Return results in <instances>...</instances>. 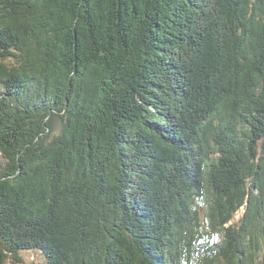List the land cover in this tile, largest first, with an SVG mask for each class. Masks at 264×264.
<instances>
[{"label": "trees", "instance_id": "obj_1", "mask_svg": "<svg viewBox=\"0 0 264 264\" xmlns=\"http://www.w3.org/2000/svg\"><path fill=\"white\" fill-rule=\"evenodd\" d=\"M0 154V264H264V0H0Z\"/></svg>", "mask_w": 264, "mask_h": 264}, {"label": "rangeland", "instance_id": "obj_2", "mask_svg": "<svg viewBox=\"0 0 264 264\" xmlns=\"http://www.w3.org/2000/svg\"><path fill=\"white\" fill-rule=\"evenodd\" d=\"M2 164H3V158L0 154V166ZM241 214H242V212H240L237 215V217L235 218V221H237L240 218ZM22 258H23V264H47L44 257L37 252L24 253V254H22Z\"/></svg>", "mask_w": 264, "mask_h": 264}]
</instances>
